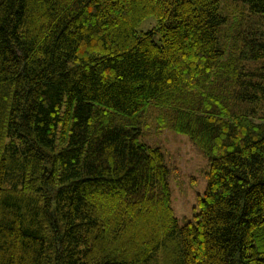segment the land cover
Instances as JSON below:
<instances>
[{
	"label": "trees",
	"instance_id": "obj_1",
	"mask_svg": "<svg viewBox=\"0 0 264 264\" xmlns=\"http://www.w3.org/2000/svg\"><path fill=\"white\" fill-rule=\"evenodd\" d=\"M0 264H264V0H0Z\"/></svg>",
	"mask_w": 264,
	"mask_h": 264
},
{
	"label": "rangeland",
	"instance_id": "obj_2",
	"mask_svg": "<svg viewBox=\"0 0 264 264\" xmlns=\"http://www.w3.org/2000/svg\"><path fill=\"white\" fill-rule=\"evenodd\" d=\"M154 24L153 18L147 19L138 31L151 29ZM142 140L152 146L160 147L166 163L171 168L169 187L174 216L179 224L185 220H192L195 209H198L197 198L203 195L207 186L205 176L207 156L187 136L171 130H158L147 126Z\"/></svg>",
	"mask_w": 264,
	"mask_h": 264
}]
</instances>
